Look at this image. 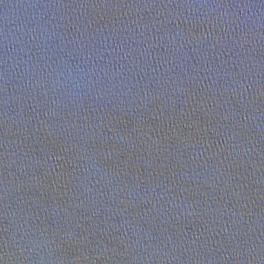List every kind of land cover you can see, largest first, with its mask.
<instances>
[{"label":"water","instance_id":"obj_1","mask_svg":"<svg viewBox=\"0 0 264 264\" xmlns=\"http://www.w3.org/2000/svg\"><path fill=\"white\" fill-rule=\"evenodd\" d=\"M0 264H264V0H0Z\"/></svg>","mask_w":264,"mask_h":264}]
</instances>
